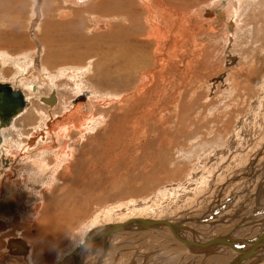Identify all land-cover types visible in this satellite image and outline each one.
Listing matches in <instances>:
<instances>
[{
	"label": "rangeland",
	"instance_id": "1",
	"mask_svg": "<svg viewBox=\"0 0 264 264\" xmlns=\"http://www.w3.org/2000/svg\"><path fill=\"white\" fill-rule=\"evenodd\" d=\"M81 5L0 0V53L12 57L22 46L30 55L24 78L13 75L15 64L0 61V81L31 96L32 109L23 116L42 135L8 173L17 180L24 161L38 155L48 163L61 158L57 181L49 188L41 185L46 177L33 181L22 173L21 195L12 198L1 184L0 208L11 220L0 221V254L6 239L19 237L38 245L33 264H57L95 216L111 207L121 214L125 207L154 202L161 190L164 197L156 205L163 206L157 212L163 220L196 214L206 225L192 226L211 237L238 231L248 214L264 217V0H93L88 9L110 20L107 30L91 32L89 19L79 31L64 28L59 13L84 10ZM156 27L161 42L146 39ZM67 35L79 41L66 42ZM14 38L21 44L8 42ZM88 63L91 72L82 75L79 68ZM63 64L70 65L66 74L55 76ZM46 67L55 78L46 75ZM55 89L59 102L50 109L39 98ZM75 112L91 118L92 125L83 133L73 131L66 159L60 155L59 129L52 131L50 124ZM252 165L262 170L257 173ZM33 204L38 208L26 221ZM176 208L180 215L174 217ZM254 230H264V223H247L232 239L241 231V238H252ZM172 240L146 231L117 234L102 264H201L211 256ZM102 242L91 249L89 264H96ZM184 249L189 251L182 254Z\"/></svg>",
	"mask_w": 264,
	"mask_h": 264
},
{
	"label": "bare ground",
	"instance_id": "2",
	"mask_svg": "<svg viewBox=\"0 0 264 264\" xmlns=\"http://www.w3.org/2000/svg\"><path fill=\"white\" fill-rule=\"evenodd\" d=\"M64 2H66V3H70V4H72L74 7H78L79 6V4L80 3H85V5H82L81 7H84V9H88L90 6H91V4L93 3V0H63ZM234 5V7H237V5H235V3L233 4ZM85 7H87V8H85ZM147 8V7H146ZM239 8V7H238ZM235 10H236V8H235ZM231 11V10H230ZM238 12V11H237ZM86 13V12H85ZM89 14H90V12H89ZM59 21H65V20H70L71 18H73V14L70 12H60L59 13ZM106 18V17H105ZM104 17H99V16H94V18H93V21H94V23H96V28L94 29V33H102V32H104L105 30H107L108 29V27H109V21L107 20V19H105ZM113 18V17H112ZM112 18H110V19H112ZM237 18V17H236ZM91 19H92V17H91ZM114 19V18H113ZM124 19V18H123ZM73 20V19H72ZM70 22H71V20H70ZM236 23V22H235ZM237 24V23H236ZM70 25V24H69ZM74 25H75V23H74ZM102 31V32H101ZM91 32H92V30H91ZM162 31H161V29L159 28V27H156L155 29H154V33L153 34H148L147 35V40H154L155 42L156 41H159V40H157V38L159 37H161L160 38V40L163 38V34L161 33ZM158 38V39H159ZM159 42H161V41H159ZM154 43V42H153ZM158 44V43H157ZM154 46H155V44H153ZM9 54V53H8ZM7 52L5 51V52H1L0 53V61H1V63H2V65L3 66H5L6 64V62L7 61H10L9 59H8V57H7ZM18 54V53H17ZM17 54H16V56H17ZM119 54V53H118ZM29 55V54H28ZM16 56H15V58H16ZM20 56V55H19ZM30 56V55H29ZM28 56V57H29ZM24 57H26L27 58V56H24ZM15 58H13V64H15V67L17 66L18 68H20V72H16L15 74L17 75V76H19V77H23V73L26 71V70H29V69H27V67L25 66L26 64H27V62H24V63H19V57L17 58V59H15ZM30 58V57H29ZM28 58V59H29ZM26 60V59H25ZM23 61V60H22ZM31 62V61H30ZM8 63V62H7ZM8 65V64H7ZM90 65V63H88V66L87 65H82L80 68H79V71L81 72V68H82V71H83V74L82 75H86L89 71H90V67H91V65ZM64 67H65V65L64 66H60V67H58L57 68V72H56V74H54L55 76H57V75H59L60 76V78L63 76V74H66L65 72H63V70H64ZM67 67V66H66ZM72 67V66H71ZM77 67H79V66H77ZM29 68V67H28ZM44 70V69H43ZM91 72V71H90ZM74 73V72H73ZM77 73V72H76ZM26 74H27V72H26ZM46 75H53V72H51V71H49L48 69H47V67H46ZM53 75V76H54ZM55 76L53 77V78H55ZM47 77V76H46ZM49 77V76H48ZM24 78V77H23ZM23 78L21 79V82H22V84L23 85H28V84H26V82L27 81H25V80H23ZM51 78V77H50ZM57 79H59V78H57ZM49 80V79H48ZM6 81V80H5ZM4 80L3 81H0V83H6ZM54 81V80H53ZM75 82V81H74ZM11 86H12V88L13 89H19L21 92H22V94H23V99H24V107H23V109H22V111L18 114V115H16V116H14L12 119H11V121H10V123H9V125H7V126H5V127H2V128H0V141H1V138L3 139L2 140V143L0 144V149H1V147H4L8 152H10V150L13 148V147H16V146H18V145H16V143L18 144V142L19 141H17L16 139H14V136H13V133L12 132H14V128H16V125H17V123L20 121V118H21V116L24 114V113H28L29 112V110L30 109H32V104H31V101H30V99H31V96H29V95H26V93L25 92H23L22 91V89L21 88H19V87H16V85H12L10 82H8ZM27 87V86H26ZM79 89H81V88H79ZM55 91H56V89L55 90H52V92L51 93H54L55 94V97H57L56 96V93H55ZM81 91V90H80ZM50 93V94H51ZM49 94V95H50ZM48 95V96H49ZM264 95V94H263ZM34 96V95H33ZM47 96V97H48ZM42 98H46V97H40L39 98V101L41 102V103H43V101H42ZM260 98V97H259ZM258 98V99H259ZM263 99V98H262ZM57 102H59V100H58V97L56 98V103ZM260 102V101H259ZM264 102V101H263ZM33 103V102H32ZM45 106H47V107H49L50 109L51 108H53L54 106H48V105H46L45 103H43ZM264 104V103H263ZM260 105H262V104H260ZM259 105V106H260ZM263 106V105H262ZM260 109V108H259ZM261 110V109H260ZM50 112H52L51 110H48V114L50 115ZM37 113V112H36ZM41 114H43V117L46 115L45 113H41ZM69 114H71V113H69ZM261 114V113H260ZM262 114H263V112H262ZM255 115V114H254ZM253 115V116H254ZM258 115V114H257ZM259 116V115H258ZM23 117H25V115L23 116ZM43 117H42V119H43ZM78 118V120H76V121H74V122H72V120H74L75 118ZM45 118V117H44ZM254 118H256V117H254ZM41 120V119H40ZM43 122V121H42ZM95 122V121H94ZM99 123V122H98ZM90 125H92V119L91 118H87V116H83V114H79V113H73V115L71 114V115H69V116H67V118H65V119H61V120H55V121H53V123L52 124H50V126H51V128H52V131H56V129H59L58 131H57V135H58V138H59V140L61 139L62 140V144H63V146H62V150H61V152H60V155H63V153H65L66 152V154H68V152L66 151L67 150V142L69 141V139H70V137L73 135V131H76V132H78V133H83L84 131H87L90 127ZM96 127H97V125H96ZM92 128H93V126H92ZM95 128V127H94ZM24 129V128H23ZM36 129V128H35ZM34 130V129H33ZM24 131V130H23ZM23 131L21 132V133H23ZM89 131V130H88ZM12 133V134H11ZM86 133V132H85ZM11 134V135H10ZM50 134V133H49ZM263 134V133H262ZM21 135H23V134H21ZM20 134H18V136L20 137L21 136ZM82 135V134H81ZM26 136V135H25ZM39 136H42V135H40V134H36V135H34V138H32V139H30V141H29V143L27 144L28 146H29V144L31 145V144H34V142H35V140L39 137ZM262 136V135H261ZM23 137V136H22ZM33 137V136H32ZM15 138H17L16 136H15ZM262 138V137H261ZM42 139V138H41ZM73 139V138H72ZM263 139V138H262ZM75 140V139H74ZM264 140V139H263ZM25 140H23V142H24ZM261 141V140H260ZM74 142H76V141H74ZM257 142H258V140H257ZM54 144V143H53ZM72 144V143H71ZM76 144V143H75ZM259 144V143H258ZM26 145V144H25ZM70 145V144H69ZM22 146V145H21ZM32 146V145H31ZM73 146V145H72ZM20 149V148H19ZM21 149H23V148H21ZM44 149V148H43ZM13 150V149H12ZM15 150V149H14ZM17 150V149H16ZM76 149L74 148V151H75ZM70 151V150H69ZM262 151V150H261ZM260 151V152H261ZM258 152V151H257ZM2 153H4V151L2 152ZM20 152H13V153H11V154H13V155H15L17 158L20 156V155H18ZM37 154V153H36ZM71 154V153H70ZM2 156H3V154H1ZM1 155H0V164H4V163H6L7 162V160H5V158L7 157L6 155H4L5 156V158H3L2 159V157H1ZM256 155V154H255ZM63 156H65L66 157V159H68L67 158V156L66 155H63ZM71 156V155H70ZM10 157V156H9ZM64 157V158H65ZM10 159V158H9ZM70 159V158H69ZM46 160H47V157L46 156H44V157H42V156H39L38 155V157H35L34 159H32V160H30V163L28 162L27 163V165H24V169L23 168H21V174H19L20 176H18V177H20L21 178V176H22V173H24V174H26V175H32L33 177H35L34 178V180L33 181H37V179H39V178H41L42 176L43 177H46L43 181H42V183H41V185H46L48 188L55 182V181H57V175H59L58 174V171L59 170H61V158H59L58 160H56V161H54V162H50V163H48V162H46ZM23 161V160H22ZM63 161V160H62ZM253 161H255L256 162V159H253L252 160V162ZM18 162V161H17ZM25 162V161H24ZM64 162H65V160H64ZM69 162V161H68ZM9 162H7V164H6V166H5V168H7L9 165ZM252 167L256 170V172L257 173H259V171L260 170H262V169H260V168H257L256 167V165H252ZM263 168V167H262ZM67 170V169H66ZM6 170H1L0 169V180H2V181H0V186H1V184H3V186H5L6 188H9L10 190L9 191H12L13 193H16V192H19V191H21V184H20V181L19 180H16V181H14L12 184H10V180H8V179H10L11 178V176L9 175L10 173H8V172H5ZM236 172V171H235ZM255 174V173H254ZM48 176V177H47ZM247 177V176H246ZM23 178V177H22ZM197 178V177H196ZM198 178H200V177H198ZM251 178V177H250ZM249 178V179H250ZM263 178V177H262ZM4 179H6V180H4ZM33 179V178H32ZM201 179H202V177H201ZM41 180V179H40ZM39 180V181H40ZM194 180V179H193ZM192 180V181H193ZM197 180V179H196ZM23 181V180H22ZM198 181V180H197ZM253 181V180H252ZM199 182H200V180H199ZM35 183V182H34ZM202 183V182H201ZM33 184V183H32ZM232 185V184H231ZM219 186V185H218ZM187 187V186H186ZM247 187V186H246ZM32 188V187H31ZM195 188V187H194ZM4 190V189H3ZM31 190H33V188L31 189ZM44 190V189H43ZM188 190V189H187ZM190 190V189H189ZM161 191H163V190H161ZM160 191V195H158L157 196V198L154 200V202L151 200V201H148V202H146V203H144L143 205H139V206H129V207H125V208H123V210H122V213L120 214V213H117L118 211L117 210H114L113 208H115V207H111V209L109 208V210H107L108 212L105 214V212H106V210H105V212H104V215H101V216H99V214H98V216H95L93 219H91V221H90V226H89V229H88V231L80 238V241L90 232V231H92L93 229H97V231H95V234L96 233H98V231L100 230V229H102V228H106V226L107 225H110V224H119V223H124V222H126V221H128V220H130V219H143V220H155V221H163V222H166L167 223V225H165L164 227H158V226H153V225H150V226H147V227H145V229L144 230H138V231H134V232H144V231H146V232H150V233H154V234H156V235H158L159 237L161 236V237H163V238H166V240L167 239H176V241L175 240H172V241H174L175 243L176 242H179V247H185L183 244H181V242L179 241V239L177 238V235L179 236V237H181V238H184V239H186V240H188V241H205V240H208V239H210V238H214V236H209V235H205L204 233H200V232H198L197 231V229H195L192 225H193V222L194 223H196V222H203V221H206V219L205 218H199V219H195V216H196V214L195 215H193V216H186L185 218L182 216V217H178V220H176V222H170L169 221V219H172V218H167V217H164V220L162 219L163 218V216L161 215V213H157V212H163V210H162V207L163 206H161L160 207V205H156V203L158 202V198L160 199V196H162L161 195V193L163 194V192H161ZM168 191V193H172V192H174V191H176V190H172V189H170V190H167ZM200 191V190H199ZM1 192V191H0ZM5 192V191H4ZM189 192V191H188ZM9 193V192H8ZM177 193H179L178 191H176V192H174V195H176ZM180 193H182V191H180ZM185 193H187L186 191H185ZM201 193V192H200ZM255 193V192H254ZM258 193V192H257ZM5 194V193H4ZM36 194V193H35ZM223 194V193H222ZM14 194H12V196H13ZM17 195H21V194H17ZM168 195V194H167ZM166 195V196H167ZM170 195V194H169ZM168 195V196H169ZM173 195V196H174ZM179 195V194H178ZM181 195V194H180ZM182 195H183V193H182ZM188 195V194H187ZM255 195V194H254ZM253 195V196H254ZM165 196V197H166ZM171 196H172V194H171ZM188 196H190V195H188ZM194 196V195H193ZM2 197V196H1ZM8 197V196H7ZM16 197V196H15ZM162 197H164V196H162ZM170 197V196H169ZM185 197V196H184ZM187 197V196H186ZM4 198V197H3ZM2 198V199H3ZM173 198H176V196H174ZM165 199V198H164ZM168 199V198H167ZM184 199V198H183ZM189 199V198H188ZM191 199V198H190ZM189 199V200H190ZM174 200V199H173ZM179 200V199H178ZM182 200V199H181ZM185 200V199H184ZM186 200H187V198H186ZM193 200V199H192ZM3 201H5V200H3ZM162 201H163V199H162ZM165 201V200H164ZM167 201V200H166ZM175 201H177L176 199H175ZM174 201V202H175ZM180 201V200H179ZM2 202V201H1ZM153 202V203H152ZM168 202V201H167ZM186 202V201H185ZM160 203V202H159ZM158 203V204H159ZM166 203V202H165ZM178 203V202H177ZM182 203V202H181ZM180 203V204H181ZM187 203H188V200H187ZM190 203H191V201H190ZM141 204V203H140ZM148 204V205H147ZM164 204V203H163ZM167 204V203H166ZM165 204V205H166ZM184 204V203H183ZM199 204V203H198ZM172 205V204H171ZM178 205V204H177ZM1 206V205H0ZM33 209L31 210V211H29L28 210V212H29V214H28V217H27V220L26 221H30L32 218H33V216L35 215V210H36V208H38L37 207V205H35V204H33ZM180 206V205H179ZM212 206V205H211ZM155 207V208H154ZM167 207V206H166ZM170 207V206H169ZM173 208H175V206H172ZM224 207V206H223ZM226 207V206H225ZM119 208H120V206H119ZM180 208V207H179ZM225 209V208H224ZM181 210V209H180ZM212 211V213H211V217L213 218V216L216 214V210H214V208L213 209H211ZM119 211H120V209H119ZM173 211V210H172ZM176 212H173L172 213V215H174V217H176L179 213V209L178 208H176V210H175ZM220 211V210H219ZM98 212V211H97ZM236 212V211H235ZM2 213L3 214H6V216L4 217V218H0V221L1 222H4V223H9L10 222V220H11V215H10V212H3V210H1V208H0V217L2 216L3 217V215H2ZM256 213H258L257 211H256ZM36 214H38V212L36 213ZM113 214L116 216H118V218L116 217L115 219L112 217L113 216ZM171 214V213H170ZM182 214V213H181ZM203 214V213H202ZM234 214V213H233ZM180 215V214H179ZM234 215H237V214H234ZM250 214H248L247 215V217H245V218H243L242 220H241V222H240V224H238L237 226H240V228L238 229V231L239 230H241V228L243 229L244 227H245V225L247 224V223H255V222H257V223H260V222H263L264 223V217H262L260 220L258 219V220H256V219H253L254 217H252V215L251 216H249ZM38 216V215H37ZM114 216V217H115ZM239 216V215H238ZM36 217V216H35ZM210 217V216H209ZM260 217V216H259ZM207 218V217H206ZM227 218V217H226ZM230 218H232V217H230ZM36 219V218H35ZM90 219V218H89ZM118 219V220H117ZM209 219V218H208ZM103 220H105L104 222H103ZM223 220H225V219H223ZM237 220H239V219H237ZM174 221V220H173ZM213 221V220H212ZM208 222V221H207ZM223 222V221H222ZM204 223V222H203ZM220 223V222H219ZM30 224V223H29ZM205 224V223H204ZM221 224V223H220ZM89 225V224H88ZM206 225V224H205ZM261 225V224H260ZM171 226V227H170ZM209 227H211L210 225H208ZM214 226V225H213ZM236 226V227H237ZM259 226V225H258ZM173 227V228H172ZM218 227V226H217ZM224 227V226H223ZM227 227V226H226ZM232 227H234V226H232ZM262 227V226H261ZM197 228V227H196ZM213 228V227H212ZM8 229V228H7ZM214 229V228H213ZM219 229V228H218ZM251 229H254V228H251ZM202 230V229H201ZM208 230H210V229H208ZM236 230V229H235ZM233 231L232 233H231V231H228L227 232V234L225 233V236H229L230 238H233L232 236L233 235H236L237 233H238V231ZM5 231V230H4ZM174 231L176 232V234L174 233ZM255 231H257V230H254V232ZM264 230H260V231H257V232H255L254 233V237H256L257 235H259L260 233H262ZM207 232V231H206ZM213 232V231H212ZM216 231H214V233H215ZM222 233V232H221ZM231 233V234H230ZM242 233V231L238 234L239 236H240V239H238V235L237 236H235V238L234 239H238V240H245V238H241V234ZM120 234V233H119ZM212 234V233H211ZM224 234V233H223ZM247 234V233H246ZM117 235V234H116ZM116 235H114V236H112L109 240H108V242H107V250L104 252V240L103 239H100V240H102L103 242H102V248H101V252H100V254L99 255H97L98 257H97V259H95V262H96V264L99 262V260L101 259V262L99 263V264H102V263H104L103 262V259L105 258V256H106V254L108 253V251L111 249V241L113 240V238L116 236ZM213 235V234H212ZM216 235V234H215ZM122 236V235H121ZM126 236H129V235H126ZM125 236V237H126ZM142 236V235H141ZM219 236V235H218ZM224 236V235H223ZM130 237V236H129ZM217 237V236H216ZM254 237H252V238H254ZM249 238H251V237H249ZM248 238V239H249ZM16 239H18V240H20L23 244H24V247H25V253H21V254H19V253H16V249L15 248H12L11 247V241L12 240H15V239H6V248H3V252H2V254H0V264H33V260H34V253L35 252H37L38 251V245H35L34 243L35 242H29V241H24L23 239H21V238H19V237H16ZM100 240H98V241H95V242H93L92 244H90V245H88L85 249H83L81 252H79L78 254H77V257L79 258V260H81V262L83 263V264H89V262H90V260L88 261V257H89V254H91L90 252H91V249L93 248V246L95 245V244H98V242L100 243ZM122 240V239H121ZM80 241H79V243H80ZM161 242V241H160ZM163 242V241H162ZM79 243H77L76 245H75V247H73L69 252H67V253H65L63 256H61V258H60V260H59V262L57 263V264H74V261H73V256H72V254H73V251L75 250V248H76V246L79 244ZM115 243V242H114ZM33 244V245H32ZM162 244V243H161ZM172 244V243H171ZM157 245V244H156ZM168 246V245H167ZM33 247V248H32ZM166 247V246H165ZM158 248V247H157ZM8 250V251H7ZM98 250V249H97ZM172 250V249H171ZM95 251V250H94ZM157 251H158V249H157ZM176 251V250H175ZM189 250H185L184 249V252H182V254L183 253H187ZM195 252H201V253H199V255H202V256H206V255H211L207 260H204V261H201V264H205V262H207V263H209V261H212L213 260V262H216V261H219V264H228L229 262H231L235 257H237L239 254L237 253V252H235V251H233V250H231L230 248H227V247H223V246H221V247H217V248H215V249H212V250H194ZM7 253V254H6ZM112 253V252H111ZM204 254H206V255H204ZM219 255H221V256H219ZM227 255H229V256H227ZM262 256H264V249H259L258 250V253H256L249 261H246V263H243V264H247V263H249V262H251V261H253L254 259H257V258H259V257H262ZM108 258V257H107ZM112 259V258H111ZM121 260V259H120ZM221 260V261H220ZM93 261V260H92ZM105 261V260H104ZM139 261V260H138ZM121 262V261H120ZM92 264H93V262H91ZM90 263V264H91ZM206 263V264H207ZM261 263H264V260L263 261H261L260 263H257V264H261Z\"/></svg>",
	"mask_w": 264,
	"mask_h": 264
},
{
	"label": "water",
	"instance_id": "3",
	"mask_svg": "<svg viewBox=\"0 0 264 264\" xmlns=\"http://www.w3.org/2000/svg\"><path fill=\"white\" fill-rule=\"evenodd\" d=\"M42 101L48 106H54L56 104L55 94L51 93L48 97L42 98ZM24 105L23 94L19 89H13L9 83H0V128L9 125L11 119L22 111ZM150 225L164 227L167 223L155 220L130 219L124 223L107 225L106 228L100 229L96 234L95 231L97 229H93L80 241L73 251L74 264H83L77 257V254L93 242L103 239L105 252L107 250V242L112 236L124 232L144 230L145 227ZM174 233L176 234L175 231ZM177 238L190 250H212L221 246L230 248L239 255L228 264L246 263V261H249L258 253L259 249H264V231L254 238L245 240L232 239L229 236H218L205 241L190 242L178 235ZM10 245L16 249V253H25L24 244L20 240H12ZM263 260L264 256L254 259L247 264H257ZM100 262L101 259L97 264Z\"/></svg>",
	"mask_w": 264,
	"mask_h": 264
},
{
	"label": "crops",
	"instance_id": "4",
	"mask_svg": "<svg viewBox=\"0 0 264 264\" xmlns=\"http://www.w3.org/2000/svg\"><path fill=\"white\" fill-rule=\"evenodd\" d=\"M82 6V5H81ZM76 8H78V7H76ZM79 8H84V7H79ZM85 8H87V7H85ZM64 11V10H63ZM86 12V13H85ZM89 12H90V14H89ZM73 13V18H71L70 20H71V22H70V20H65V21H61L62 22V26L64 27V28H68V30H70V31H72V29L74 28V30L75 31H79L80 29H81V24L82 23H84L86 20H90V27H89V30H92V32L94 33V29L96 28V23H94V21H93V18H94V16H99L98 14H97V12H93L92 10H89V9H84V10H81V11H73L72 12ZM91 17H92V19H91ZM112 18V17H111ZM114 18V17H113ZM58 19H59V16H58ZM73 19V20H72ZM74 23H75V25H74ZM70 24V25H69ZM69 26V27H68ZM74 26V27H73ZM77 38V37H76ZM74 39L72 36H65V40H66V42H71V41H79L78 39ZM8 42L9 43H12V44H21L20 42H19V40H15V38L14 39H8ZM15 49H17V51H18V54H17V56H16V58H15V56H12V57H10V55H7V57H8V59L10 60L11 58V60H10V64H12V65H14L13 64V58H15V59H17L18 57H19V63L21 62V63H24V62H27L29 59V55H28V53L27 52H24V50L22 49V46H20L19 48L18 47H15ZM1 51V50H0ZM20 55V56H19ZM24 56H27V58L26 57H24ZM26 59V60H25ZM23 60V61H22ZM69 64V63H68ZM68 64H63V65H61V66H64L65 65V67L67 66H70V65H68ZM9 65V64H8ZM5 66H7V64L5 65ZM45 66V65H44ZM64 67V68H65ZM70 68H72V67H70ZM66 69V68H65ZM16 72H20V68H18L17 66H16V71L13 73V75H15V73ZM5 82H7V81H5ZM11 83V82H10ZM83 95V94H82ZM78 100H83V98L80 96V97H78ZM27 120V118H25V117H23V115L21 116V118H20V121L18 122V123H20L19 125H16V128H14V132H12L13 133V136H14V139H18L17 141H19L18 142V144L16 143V145H18V146H16V147H13L11 150H10V152H7V151H4L3 149H0V155L1 154H3V156L1 155V157H2V159L3 158H5V156L4 155H6V153H8V154H10V155H6L7 157L5 158V160H7V162H9V166L6 168V171L5 172H10L11 170H12V163L14 164L16 161H18L19 159L17 158V157H15L13 154H11V153H13V152H20L19 153V155H21V153H22V151H25V149H27L26 147H27V144L29 143V141H30V139H32V138H34V136L33 135H36V134H40L41 135V130H39V131H37V130H34L33 132H27V133H25L24 131H25V128H27V127H33V125H34V127H35V124L36 123H34V124H26V121ZM38 120V119H37ZM17 123V124H18ZM22 124V125H21ZM24 128V129H23ZM33 129V128H32ZM24 130V131H23ZM57 130V129H56ZM23 131V133H21ZM11 133V134H12ZM10 134V135H11ZM18 134H23V135H21L20 137L18 136ZM26 135V136H25ZM15 136L17 137V138H15ZM25 137V138H27V140L26 141H24L23 142V137ZM33 136V137H32ZM1 137V136H0ZM41 139V138H40ZM2 138H1V141H0V144L2 143ZM42 140H43V138H42ZM26 144V145H25ZM22 145V146H21ZM20 148V149H19ZM21 148H23V149H21ZM15 149V150H14ZM17 149V150H16ZM6 152V153H2V152ZM10 156V157H9ZM10 158V159H9ZM21 161H22V159H21ZM7 162L6 163H4L3 165L1 164V167H0V169L1 170H3L4 168H5V166H6V164H7ZM24 165H27L25 162H23L22 163V166L24 167ZM21 166V167H22ZM22 167V168H23ZM24 169V168H23ZM3 180V179H2ZM2 180H0V181H2ZM17 180H19L20 181V184H21V186H22V184L23 183H21V180H20V177H18V179ZM14 181H16L15 179H13V181H12V178H10V184H12ZM10 190V189H9ZM22 191V190H21ZM21 191H19V192H16V193H13L12 191H10V194H11V196H12V194H20L21 193ZM13 195V196H14ZM12 196V198H14ZM4 200V198L3 199H0V205L1 204H3V202H5V201H3ZM2 201V202H1ZM7 209H3V212L4 211H6ZM8 211V210H7ZM21 239H23V238H21ZM24 240V239H23ZM25 241V240H24Z\"/></svg>",
	"mask_w": 264,
	"mask_h": 264
}]
</instances>
